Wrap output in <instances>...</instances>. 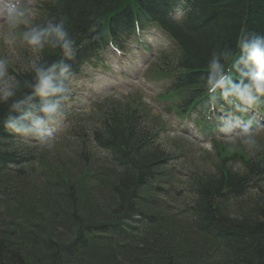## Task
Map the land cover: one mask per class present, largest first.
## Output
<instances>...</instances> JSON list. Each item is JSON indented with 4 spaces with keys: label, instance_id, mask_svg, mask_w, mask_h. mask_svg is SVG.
Instances as JSON below:
<instances>
[{
    "label": "trees",
    "instance_id": "16d2710c",
    "mask_svg": "<svg viewBox=\"0 0 264 264\" xmlns=\"http://www.w3.org/2000/svg\"><path fill=\"white\" fill-rule=\"evenodd\" d=\"M148 2L44 0L35 22L66 17L75 41L71 72L104 44L123 49L137 26L161 25L178 45L176 66L167 58L155 70L176 76L165 94L171 108L179 98L181 117L195 115L212 130L201 78L217 47L238 55L242 35L264 36V0H185L190 12L181 24L168 17L176 0L156 10ZM41 55L49 63L63 58L59 49ZM10 73L22 83L32 78L27 69ZM136 102L141 97L110 99L97 117L83 118L72 132L81 143L73 164L49 162L39 146L0 125V264H264V149L251 154L216 143L217 173L190 171L187 194L177 199L183 209L174 215L160 197L182 195L169 169L179 143ZM6 112L0 105V118ZM97 153L105 156L99 166ZM239 161L244 172L229 167Z\"/></svg>",
    "mask_w": 264,
    "mask_h": 264
},
{
    "label": "clouds",
    "instance_id": "9594fccd",
    "mask_svg": "<svg viewBox=\"0 0 264 264\" xmlns=\"http://www.w3.org/2000/svg\"><path fill=\"white\" fill-rule=\"evenodd\" d=\"M35 16L34 9L13 0L0 22L5 25L2 39L6 46H15L19 39L32 53L27 60L32 78L23 83L10 74V59L0 57V105L7 106L0 125L13 135L33 137L41 149L51 150L56 139L52 126L65 116L73 96L68 83L71 64L67 61L75 56V41L67 30L66 17L37 23ZM181 16L182 10L177 9L175 18ZM46 48L59 49L63 58L44 61L41 54ZM237 49L238 55L231 48L217 47L201 79L209 111H215L218 101H223L234 113H240L219 117V133L254 154L260 150L257 133L264 126L250 110L264 108V36L244 34L238 38Z\"/></svg>",
    "mask_w": 264,
    "mask_h": 264
},
{
    "label": "rangeland",
    "instance_id": "374dc122",
    "mask_svg": "<svg viewBox=\"0 0 264 264\" xmlns=\"http://www.w3.org/2000/svg\"><path fill=\"white\" fill-rule=\"evenodd\" d=\"M43 0H19V2L22 5H26L32 9L35 10L36 15H37V8L38 5H40V2H42ZM13 2V0H0V22H2L4 20V16H5V12H6V8H7V4ZM5 30V25L3 23H0V53L3 56H7L10 60H12L14 62V64L16 65H22V63L24 61L23 60V56L24 53L21 51L22 49H20L21 47L19 46V42L17 41V43L15 44V46H6L3 43V39H2V34ZM150 43L152 45H157L155 44L156 41L154 38L151 39ZM135 56H137V60L136 63L133 65H130L126 62H124L122 60V57H115V59H113L111 61V66L112 68H114L115 70V74L112 73H108L107 71H104L102 68H89V70L87 69L88 72V76L90 77L91 80L93 81H88L86 78L82 79V82H79L78 84H76V87L78 89V91H81V93L83 92V90L85 89V87H87L88 92H86L85 94H83V96L81 95V98H85V100H87L89 103H91V106H93L94 104H96L97 102H101L104 99H107V97H113L122 101H126L129 95L134 96L136 93H142V95H144V99L147 103H152L155 104L154 102V98L151 97V92H159L160 88L158 87V85L156 83H153L150 80V77H145L143 76L148 67L147 66H142L143 61L146 59L148 60V58L150 57V53L148 52L147 54H143V52L141 51H137V53H135ZM126 75L127 76V80H123L120 76L122 75ZM123 75V76H124ZM161 112L160 109H156L155 108V114L159 115ZM164 110L162 111V114H164ZM264 117V115H263ZM165 119H167L168 121H174L173 125H174V129L175 130H180V128L185 127L186 129L183 130V133L186 131L187 134L191 135L194 137V134L196 133L197 130L193 129V126L188 127L186 121H184L183 123H179V122H175V119L172 117L171 120L168 119V117H165ZM179 123V124H178ZM262 129V127L260 128ZM185 132V133H186ZM184 133V134H185ZM263 133V132H262ZM175 132H173L171 135L175 136ZM185 134V135H187ZM181 137V140H183V143H186L188 150L191 151V153L194 155V158H196V166L203 171H216L215 169L217 168V162L219 161L217 159V157L215 156L216 154V149L208 144V140L206 139H202L201 136L196 135L197 138L196 139H187L184 138L182 136V134H178ZM224 140H227L225 137L222 138ZM61 142H59V140H55V146H59L56 144H60ZM227 143H231L234 146H238V142H227ZM69 142H64L61 144L60 147V152L64 153V152H71L72 153L75 151V154H77L78 151V147L73 145L72 143H70V145H68ZM181 150V149H179ZM53 151L48 150L47 151V157L48 159H53ZM52 155V156H51ZM101 160V156L99 155V157H97L95 159L96 162H99ZM184 158L182 157H178L177 159H174V161L172 162V167H182V165L184 164L183 162ZM240 166V164L238 166L235 167V169H238V167ZM187 168H192V165L189 164L186 166ZM179 169V168H178ZM172 199H169V201ZM165 202V201H163ZM170 205V209L172 213H176V211L179 210V204H177V202H172L170 201L169 203ZM194 238V237H193ZM199 244L198 246H202L203 242L201 240L197 241ZM202 242V243H201Z\"/></svg>",
    "mask_w": 264,
    "mask_h": 264
},
{
    "label": "bare ground",
    "instance_id": "6f19581e",
    "mask_svg": "<svg viewBox=\"0 0 264 264\" xmlns=\"http://www.w3.org/2000/svg\"><path fill=\"white\" fill-rule=\"evenodd\" d=\"M161 3L162 0H149L147 7L150 10H156Z\"/></svg>",
    "mask_w": 264,
    "mask_h": 264
}]
</instances>
